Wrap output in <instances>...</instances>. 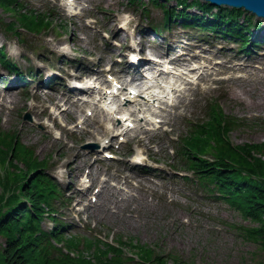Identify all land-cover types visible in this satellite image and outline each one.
<instances>
[{"label": "rangeland", "instance_id": "obj_1", "mask_svg": "<svg viewBox=\"0 0 264 264\" xmlns=\"http://www.w3.org/2000/svg\"><path fill=\"white\" fill-rule=\"evenodd\" d=\"M74 1L72 7H67L66 0H21L29 10L45 14L50 22L46 29L37 32L20 28L23 41L0 27V45L9 59L16 61L21 77L28 76L22 81L16 72H7L0 65V131L12 130L21 141L34 147L39 158L49 162L45 171L58 182L67 198L56 200L62 213L60 218L70 223L65 234L82 236L81 239L98 237L112 243L117 238L132 240L195 264H264L257 245L248 241L240 228L254 222L245 219L230 203L201 193L172 165L173 140L184 135L192 122L205 118L207 102H219L234 121L229 130L231 142L264 141V42L260 39L254 47L249 45L247 53L240 49L239 41L208 33L203 34L201 46L198 40L201 30L189 29L174 21L167 25L170 29L163 30L162 9L149 0H143L147 4L145 10L127 0ZM168 2L171 6L175 4L174 0ZM189 10L202 12L197 7ZM71 11L77 14H70ZM245 14L253 22L258 18L249 12ZM0 16L5 23L12 20L19 25L13 11L0 7ZM257 26L263 28L259 22ZM131 32L135 33L133 40L150 44V47L159 44V39H166L169 44L163 45L161 50L166 49L165 53L171 56H175L178 48L171 46L175 39L185 50L198 48L200 70L213 71V74L201 81L197 73L194 75V84L191 83L178 113L168 105L166 123L160 122L164 118L162 114L155 116L157 123L163 124L156 128V133L143 136L141 143L134 137L124 143L127 137L121 135L115 142H107L111 144L106 152L113 154V158L94 161L95 156L106 157L102 151L96 154L98 148L83 149L82 146L87 142L99 145V139L85 137L80 132L91 127L84 121L91 106H86L83 113L75 117L57 114L60 123L67 127L63 130L54 125V119L45 116L48 106L49 111L54 112V97L42 95L47 89L41 87L47 86L44 81L48 68L57 70L68 82L78 65L85 62L91 70L101 55L105 60L101 68L112 63L117 65L115 67L126 64L129 53L138 52V48L127 50ZM258 33L264 35V29ZM62 36L66 37V42L59 45ZM152 39L154 42L150 43ZM54 47L63 49L64 54H55ZM68 58H73V65ZM209 58L235 69L216 71L214 66L220 63L203 65ZM233 77L237 79L232 80ZM10 79H15V86H8ZM197 80L200 82L195 85ZM234 89L239 90L238 95L233 94ZM56 93L68 95L69 89L62 86ZM43 103L47 110L39 115L45 106ZM30 104L39 107L33 111ZM26 113L31 119L24 117ZM109 136L104 138L110 139ZM64 143L67 147L61 149ZM77 150L82 153L91 150L94 156L86 161L76 156ZM134 153L139 154L143 164L151 166V170L136 172V166L130 163L121 166L123 160L131 159ZM119 168L124 172L116 176L115 169ZM61 202L67 204V208L61 207ZM50 224L51 220L45 218L44 227Z\"/></svg>", "mask_w": 264, "mask_h": 264}, {"label": "trees", "instance_id": "obj_2", "mask_svg": "<svg viewBox=\"0 0 264 264\" xmlns=\"http://www.w3.org/2000/svg\"><path fill=\"white\" fill-rule=\"evenodd\" d=\"M151 2L163 9L167 21L180 17L184 25L215 33L227 31L242 39L241 44L247 42L252 24L247 18L241 21V10L219 7L213 11L211 5L197 0H176L181 9L167 8L162 0ZM187 5L199 7L202 13L182 9ZM0 6L14 10L24 28L48 26L45 16L25 10L20 0H0ZM2 24L20 35L13 21L5 23L0 18ZM0 61L8 63L2 50ZM205 110V118L179 136L173 150L174 167L189 173L182 177L191 186L212 199L230 203L254 222L240 228L264 257V141L234 144L229 139L234 121L219 103L211 102ZM46 166L47 160L37 157L35 149L19 140L15 132L0 131V264H195L132 240L117 238L112 244L98 237L65 236V224L56 216V200L65 195L45 171ZM45 216L53 220L48 229L43 227Z\"/></svg>", "mask_w": 264, "mask_h": 264}, {"label": "bare ground", "instance_id": "obj_3", "mask_svg": "<svg viewBox=\"0 0 264 264\" xmlns=\"http://www.w3.org/2000/svg\"><path fill=\"white\" fill-rule=\"evenodd\" d=\"M68 4H74V2L72 0H67ZM262 26L264 28V20L262 21H256V23ZM131 36H135V34H131ZM60 44H63L64 42H66V38L65 37H61L60 38ZM139 46V50L140 53L143 55V51H145L146 47L144 44H142L141 42L135 43L132 42L131 45L128 46V48H133V46ZM154 50H158V47L155 46L153 48ZM55 54L59 55L60 53L55 52ZM187 55H189L188 52H186L185 57H183L182 59H178L172 61V63H174L175 65L180 67V70H178V74H176L175 80L173 82H168V89L163 88V86L159 85L156 86L155 84H160L158 79H157V75H160V73L155 74L154 76L156 77L155 80L152 81V84L146 87H142L141 85H139L138 83H136L135 85H131V87L129 88V84L131 82L134 81V78L130 79V81H127L125 79H122L118 82V81H114L115 84L117 85L116 88V92L114 93H110L107 92L103 89L102 90H98L99 91V98L97 99V101H93L90 98H83V99H74V101H72V97L71 95H68V97L63 96H58L56 95L53 91H49L48 93L52 96H54V100H53V105H55L56 107H59L61 104H73L76 106L75 110L72 109H68L66 108L64 110V112L67 113H73L75 115L76 112H82L84 110V107H86V105H89L92 103L93 105V115H86L85 120H88L89 123L92 124V127H87L85 129H82V134L85 137H92L95 139H101V146H106L105 143L103 142V136L108 134L110 132V130L115 129L116 127H119V125H124L125 129H122L120 133H112L111 135L114 136L113 139H116L117 134L120 136L122 134V131L124 134H126L128 137L130 136V132H133V137L136 139V142L141 143L144 139L143 136H149V134L151 133H155L156 132V128L158 126H162V124H157L155 126V131L151 132L149 129L144 127V123H148L150 124L152 121H150L147 118V114H152L155 115L158 113V111H166V105L165 102V97L166 95H170L173 92H177L178 90H181L179 92V96L177 98V101L174 104V108L175 109H179L182 105H184V102L182 99H180L179 97H185L186 95V90L187 88L184 87L186 90H182V88L178 87V82L179 83H185L187 84L190 80H187L186 74L185 72L189 71V74L195 72L196 70H198V68L201 67L200 64H197V60L193 59L194 56L190 55L189 57H187ZM134 56V55H132ZM144 56V55H143ZM141 56V58L137 59L136 57H133V59L140 61L142 60V58L144 59V57ZM100 61H104V57L103 55L100 56ZM150 59V57H147V60ZM146 61V57L144 59ZM193 60L195 62V64L191 65V66H187L184 67L187 62L190 63V61ZM150 61H146V65L145 66H150L148 67L149 69L153 70V68H155V65H159V62L154 61L153 64H150ZM136 68V70L141 71V69L143 67H141L140 65H134V69ZM81 71L83 70L82 67H80ZM217 71H219L220 69H231L233 70L234 67L230 66H219L218 68H216ZM107 71H112L113 74L119 79V77H121V75L119 74V70L118 68L115 67V65H111L108 67ZM211 72V71H210ZM128 73H130L128 71ZM103 74L102 72L100 73V75ZM203 79H205L206 77L209 76V74L205 73L203 74ZM232 80H236L237 77H233L231 78ZM105 80L101 79V83H104ZM106 83V82H105ZM92 85V84H90ZM99 85V84H97ZM54 89L57 87V85H53ZM93 86H95V84H93ZM154 86L158 87L154 88ZM131 88L137 90V94H135L132 90H130ZM77 90V88L72 89L71 91ZM165 91H167V93L165 94ZM171 91V92H170ZM78 92L80 93H88L90 96H92V94L95 92L94 89H92L91 87H85L81 89H78ZM74 93H76L74 91ZM233 94L238 95L239 94V90L238 89H234ZM151 99L153 101H151ZM157 100L159 101V103L161 104V108L160 110L154 109L151 104L154 103V101ZM108 103V104H107ZM164 105V106H163ZM160 106V105H159ZM30 107L33 111H36V109L39 107V105L37 104H30ZM47 110V107L44 106L43 109L41 110V112L39 113L42 114L44 111ZM124 113L121 116H116L117 113ZM101 115L102 118H100L98 115ZM46 115L50 116L51 119L56 120V116L50 115V113L47 111ZM113 119V121H111ZM110 120V121H109ZM115 120L118 121L117 124H115ZM142 120L143 124L140 122ZM111 123V125H107L106 123ZM165 122V121H163ZM130 124H133L132 126H130ZM66 127H62V129L64 130ZM132 137V138H133ZM131 140H128V142ZM67 147L66 143H64L62 146H60V148H65ZM80 155L81 157H83L84 160L88 161L89 158L94 156V152L91 150H88L85 153H82V151L77 150L76 151V156ZM138 154L134 153V155L131 157L132 158V163L134 162H140L142 159L139 158L137 156ZM97 159V158H94ZM99 160V159H97ZM127 162L123 160L121 166H123V164H126ZM132 165L133 164H129ZM131 166V167H132ZM126 168V167H125ZM137 169L136 172L138 171H146L147 169H140L137 166L135 167ZM115 175H119L121 176L123 174V170L122 168L119 169H115ZM108 174V173H106ZM105 174V175H106ZM126 175V173H124ZM107 176V175H106Z\"/></svg>", "mask_w": 264, "mask_h": 264}, {"label": "water", "instance_id": "obj_4", "mask_svg": "<svg viewBox=\"0 0 264 264\" xmlns=\"http://www.w3.org/2000/svg\"><path fill=\"white\" fill-rule=\"evenodd\" d=\"M207 1V0H204ZM211 4L219 6L224 4L236 8H244L250 12H254L257 16L264 18V0H208Z\"/></svg>", "mask_w": 264, "mask_h": 264}]
</instances>
